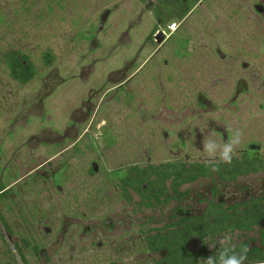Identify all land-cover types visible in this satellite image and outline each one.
<instances>
[{
	"label": "rangeland",
	"instance_id": "rangeland-1",
	"mask_svg": "<svg viewBox=\"0 0 264 264\" xmlns=\"http://www.w3.org/2000/svg\"><path fill=\"white\" fill-rule=\"evenodd\" d=\"M258 5L264 0H0V189L24 177L0 193V264H153L159 255L146 234L166 236L176 208L237 222L200 240L197 264L229 247L228 255L247 249L244 264L264 263L248 260L264 245ZM173 22L159 44L156 34ZM14 55L34 68L27 82L12 74ZM216 125L228 141L238 136L231 163L248 158L251 169L231 179L207 168L171 183L185 163H224L202 149L204 139L225 143ZM251 143L260 148L248 151ZM133 167L141 186L152 182L142 193ZM200 241L189 247L197 252Z\"/></svg>",
	"mask_w": 264,
	"mask_h": 264
},
{
	"label": "flooded vegetation",
	"instance_id": "flooded-vegetation-1",
	"mask_svg": "<svg viewBox=\"0 0 264 264\" xmlns=\"http://www.w3.org/2000/svg\"><path fill=\"white\" fill-rule=\"evenodd\" d=\"M256 8L260 11H264V8L261 6H256ZM162 43V42H161ZM160 44V43H159ZM217 53L221 54V50H217ZM24 64V63H23ZM244 66H248L247 63H244ZM240 94L237 93V96ZM215 131L220 135L221 139L223 140V142H227L228 141V133L225 129H223L220 126H215ZM255 146V147H253ZM260 147L257 144H248L247 145V150L249 151H257V149H259ZM172 166V165H171ZM96 167V168H95ZM251 161L247 158L244 159L242 158V163L241 162H235V160H233V162L230 164L227 163H210L208 164H200L197 166H190L189 163H185L183 164L182 167H178V169H180L181 171H183V173L185 174V176L188 178L190 177L191 174L195 175L198 174L197 177H195L192 181H195L196 179L205 176V174L207 173V168H210L211 170L214 169V171L218 172L220 175V172H229V173H234L231 176V179H236L238 177V175H243L245 173H247L246 171L248 169H251ZM93 170H97V164L93 163L92 165ZM177 168V167H176ZM193 169V173H188L189 169ZM174 170V168H173ZM179 170V171H180ZM177 171V170H175ZM206 171V172H205ZM173 172V171H172ZM171 172V175H168L171 179V183H173L174 179L176 180V174L173 172ZM182 173V179H184ZM209 173V172H208ZM207 173V174H208ZM143 172L141 170V168L138 167H133V175L135 176V180L137 181L139 188H135L138 192L142 193L143 192V186L145 187L146 185H150V183L152 182H148L146 183V185L144 184L143 186H141L140 182H142V179L144 178L142 176ZM155 174H159L158 171H155ZM162 175V174H161ZM24 177L22 176L20 179H17L15 182L11 183L10 185H8L7 187H3L2 189H0V193H3L5 191H7L9 188H11L13 185L17 184L18 182H20ZM169 179V178H168ZM127 181L129 182L130 179L128 178ZM191 181V182H192ZM185 183H189L188 181H184V182H179L177 186L180 187L181 185L185 184ZM130 184L128 183L127 186H129ZM172 185V184H171ZM172 187V186H171ZM173 188V187H172ZM174 189V188H173ZM179 189V188H178ZM174 189L175 192H177L178 195H180V193L178 192L179 190ZM141 190V191H140ZM139 193V194H140ZM182 195L187 194V192H182ZM183 197V196H182ZM222 200V199H221ZM223 204L222 201L219 202V206ZM217 206V205H216ZM215 206V207H216ZM263 209H261V212L263 213V215L261 216V219H264V204L262 205ZM211 212L206 213V211H203L201 214H198L197 216L199 217L196 218L194 216H192L191 212L189 210H184L181 208H176L170 211V214L168 215V220L162 225L165 229V233H167L166 236H162L163 234H157L159 231H157L154 235H152L153 230H151V232L149 234H146V246L148 248V252L154 254L155 256L159 255V258H156L154 260L153 264H180V258L183 256H180L181 252L185 251V259H187V261L189 260V264H197V259L200 253H202V251L205 250V245L204 242L202 243L201 241H205V238H207L206 236H210L213 237L215 236V234L219 233L218 231H220L221 229H226L229 228L231 230H236L237 228V222L234 221L231 224H226L227 222L225 221H221V220H214L215 216H210ZM217 218V216H216ZM107 226L112 225L111 220H107L106 221ZM218 228V229H217ZM191 229H199L198 232L196 231V234H198V236L193 235L194 237H197L198 240L200 241L201 245H199V250L201 251H197L195 252L194 250H192L189 247V242L190 239L193 237L191 236L192 232ZM212 229L214 231H212ZM89 230V229H88ZM162 231V230H160ZM48 232H50V229L48 228ZM221 232V231H220ZM164 233V234H165ZM151 235V236H148ZM158 245H164L161 248H157ZM228 250H234L236 251V247L232 248L229 247ZM40 253H42L40 251ZM203 255V254H201ZM183 264V263H182ZM264 264V263H263Z\"/></svg>",
	"mask_w": 264,
	"mask_h": 264
},
{
	"label": "clouds",
	"instance_id": "clouds-1",
	"mask_svg": "<svg viewBox=\"0 0 264 264\" xmlns=\"http://www.w3.org/2000/svg\"><path fill=\"white\" fill-rule=\"evenodd\" d=\"M239 142L238 136L234 137L232 140L227 141L223 144H219L212 139L203 140V150L210 156L216 157L224 163H230L232 160L234 145ZM228 249L225 248L224 251L220 252L219 256L215 259L209 257L207 264H244L246 259L245 253L247 249H242L239 254H227Z\"/></svg>",
	"mask_w": 264,
	"mask_h": 264
},
{
	"label": "trees",
	"instance_id": "trees-1",
	"mask_svg": "<svg viewBox=\"0 0 264 264\" xmlns=\"http://www.w3.org/2000/svg\"><path fill=\"white\" fill-rule=\"evenodd\" d=\"M27 61V64H23L22 60ZM28 58L26 56H21L20 58H17L15 55L12 57L11 61H9L11 67H12V74L15 76V78L21 80L22 82H27L28 80H30L33 76H34V68L32 67V65L28 62L27 60ZM45 60L46 63H49L50 60V56L46 55L45 56ZM159 173V171H158ZM182 173L183 171H175L176 174V179H181L179 180V182H184V181H192L195 177H197L198 174H191L190 177H184V179H182ZM164 174V173H161ZM165 175V174H164ZM161 181H163V179H161ZM258 214V213H257ZM263 215V213L261 212V216ZM259 217V216H258ZM241 228H249V224L244 223L243 226H239ZM223 229H221V231H223ZM212 231H214L212 229ZM164 245H158L157 248H161ZM261 253V254H260ZM249 255L252 256L251 258H249L248 260L250 261H256V260H264V245L263 247L259 248H253L249 251ZM180 256H183L180 258V264H189V260L187 261V259H185V251L181 252Z\"/></svg>",
	"mask_w": 264,
	"mask_h": 264
},
{
	"label": "water",
	"instance_id": "water-1",
	"mask_svg": "<svg viewBox=\"0 0 264 264\" xmlns=\"http://www.w3.org/2000/svg\"><path fill=\"white\" fill-rule=\"evenodd\" d=\"M108 13H109V10H106V11L102 14V16H101V25H102V24L104 23V21L106 20ZM164 37H165V36H164V34H163L162 32H158V33L156 34L157 42L161 43V42L163 41ZM253 147H255V146H253ZM95 168H96V167H95Z\"/></svg>",
	"mask_w": 264,
	"mask_h": 264
},
{
	"label": "built area",
	"instance_id": "built-area-1",
	"mask_svg": "<svg viewBox=\"0 0 264 264\" xmlns=\"http://www.w3.org/2000/svg\"><path fill=\"white\" fill-rule=\"evenodd\" d=\"M179 27L178 23L173 22L172 24L168 25L167 30L163 31L162 33L165 35H170L173 32H175L177 30V28Z\"/></svg>",
	"mask_w": 264,
	"mask_h": 264
}]
</instances>
